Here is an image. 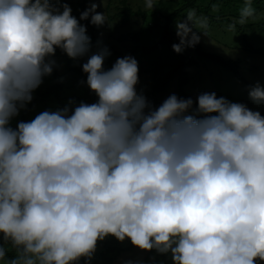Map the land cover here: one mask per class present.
Segmentation results:
<instances>
[{
  "label": "clouds",
  "instance_id": "1",
  "mask_svg": "<svg viewBox=\"0 0 264 264\" xmlns=\"http://www.w3.org/2000/svg\"><path fill=\"white\" fill-rule=\"evenodd\" d=\"M61 7L0 0V235L18 251L9 264H74L108 235L170 253L173 264L264 261L258 111L215 92L199 94L195 109L175 94L153 108L136 91L135 58L104 70L109 52L102 48L82 64L97 102L9 126L51 74L47 58L57 48L73 59L89 52L85 27ZM95 9L80 20L91 15L92 24H103ZM253 14L245 0L239 23ZM193 17L176 23L178 54L199 43ZM249 97L264 102V87H252ZM5 255L0 246V260Z\"/></svg>",
  "mask_w": 264,
  "mask_h": 264
},
{
  "label": "trees",
  "instance_id": "2",
  "mask_svg": "<svg viewBox=\"0 0 264 264\" xmlns=\"http://www.w3.org/2000/svg\"><path fill=\"white\" fill-rule=\"evenodd\" d=\"M58 3L57 5L54 3ZM213 2L218 3L219 9H229L231 11V16H239L241 8L245 4V0H211L210 6L202 7V0H165L162 5L168 4L169 11L165 13L155 14L151 20V24L153 27L160 29V40L157 41L154 45H148L152 41V39H141V35H133L129 34L126 37L128 38L127 44L135 45L132 50L129 49V53L127 56L134 57L136 53L142 52L143 53H152L160 51L162 48H168L170 54L176 57L178 60L171 64L170 70L167 72V76L165 80L161 83H157L151 90L148 100L153 108L158 107L161 103L158 101L159 95L164 92L165 89L169 87V85L176 80L177 82V94L178 98L188 99L191 98L193 100V109L196 108V97L198 96L194 90L191 88V78L194 79L195 77H189L187 74L182 72V68L192 67L193 70H196L200 82L203 85V93L208 92H215L217 97H224L226 93H228V97L234 100H241V102L249 109H252L257 105L260 107H264V102H254L249 97L250 89L257 84L261 87H264L263 84L260 83L258 78H251L252 80H248L245 77V70L240 66V62L233 59H224L222 57L216 56L213 53H205L203 49L201 51L202 46L197 43L194 47H186L181 53H176L173 51L172 45L177 44L175 42L173 34V26L176 27V23L184 20L188 14L194 13V17L192 20V25L194 24V20L203 19L206 22V19L209 23L215 22L217 24H223L228 22L232 24L235 28H240L242 32H244L245 27L238 25L232 17L226 18L230 14L228 11L224 15L216 16L214 7L211 6ZM252 8L254 9V14L261 12L264 8V0H249ZM60 10H62L61 5L67 4L64 0H51L50 2ZM170 3V4H169ZM176 3H179V6L170 13V8L172 9ZM112 1L109 0L105 9L109 10ZM181 4V5H180ZM69 7H75L78 14L81 15L85 10L90 9L92 5V0H78V2L74 4H67ZM233 6L232 9H230ZM96 11V9H95ZM264 11V10H263ZM141 14V13H139ZM135 15L134 12H129L124 15L125 20H130L131 17ZM143 17L146 15L142 14ZM118 16H123V14L118 13ZM223 17V18H222ZM222 18L220 21H218ZM162 21L163 25L159 24V21ZM91 15L88 19L82 20V25L85 27L86 30L90 29V32H86V35L90 38V44L93 46L100 45V39L98 40L99 34L102 35V32H98L95 28V24L91 22ZM248 27L254 28L253 25H248ZM256 32L259 36L264 37V23H259L256 25ZM144 34L147 35L151 31L148 28H143ZM262 31V35L259 33ZM110 37L111 34L109 32ZM159 35V32H157ZM257 35V36H258ZM98 36V37H97ZM100 38V37H99ZM259 40V37H257ZM261 41V40H259ZM264 43V41H261ZM190 48L195 50L194 53H189ZM91 47L89 46V52L83 57H78L76 59L69 58L61 49H56L55 54L47 59L54 61L52 71L50 75L44 76L43 79H46V85L43 88L36 92V95L32 100L27 103L24 109L20 113L19 122H28L35 118L38 115V111L44 110L49 111L50 109L48 106L50 105L51 101L49 98H54L57 101L60 109L65 107H69L71 110L72 107L70 105L78 106L81 102L90 104L93 101L91 100V96L86 95L89 94L87 85H83L87 79V74L82 71V64L87 62L88 57L90 56ZM64 58L63 63V70L56 66V61L58 58ZM123 55H118L116 58H123ZM76 60V61H75ZM115 61H110L109 64ZM216 67V69H214ZM221 69L226 70L227 72L233 74L232 81L229 78L230 84L228 85V79L221 80L219 79L216 82V79L220 78ZM255 71V69H252ZM223 81V82H221ZM209 84V85H208ZM206 85V86H205ZM247 86V88H245ZM217 91H221V93H216ZM78 93H83V98H81ZM85 95V97H84ZM223 95V96H221ZM191 114V113H189ZM17 123V124H18ZM17 126V125H16ZM15 126V128H16ZM13 128V129H15ZM112 243V244H111ZM0 246L5 248L6 255L3 260H0V264H9V262L18 256V251L15 247L11 245L10 242H5L3 236L0 235ZM103 247H105L109 252H114L115 256H120L123 252L133 251L138 247L134 246L131 241H129V246L127 248H122L120 246L119 240H113L111 242L103 241ZM146 251V250H145ZM149 254L157 253L158 256L156 258L157 261L153 264L164 263V264H173L168 261V253L162 254L157 252L155 249L146 251ZM114 260L110 258L107 263L105 264H112ZM91 258L90 257H80L78 261L74 262V264H90Z\"/></svg>",
  "mask_w": 264,
  "mask_h": 264
},
{
  "label": "rangeland",
  "instance_id": "3",
  "mask_svg": "<svg viewBox=\"0 0 264 264\" xmlns=\"http://www.w3.org/2000/svg\"><path fill=\"white\" fill-rule=\"evenodd\" d=\"M67 4H76L78 0H64ZM109 0H92V4L96 5V12L105 15V21L103 24L95 25V28L98 32H102V35L99 34L98 40L100 41L99 46H93L90 44L91 50L90 55L99 51L102 48H107L109 55H107L103 62V69L108 70L112 67L113 63L109 64L110 61H116L118 55H123L124 57L133 49L135 45L127 44L128 38L126 37L129 34L141 35V39H152L150 44L154 45L157 41L160 40V29L153 27L151 24V20H154L152 17L155 14L165 13L169 11L168 4L162 5L165 0H152V7H146V0H111L112 4L110 5L109 10L105 6L107 5ZM51 2V0H50ZM211 0H202V7L210 6ZM58 4V3H54ZM170 4V3H169ZM181 5V4H180ZM179 6V3L170 8V13L175 10ZM211 6L214 7L215 15L220 16L224 15L226 11L229 9H219L218 3L213 2ZM71 8V15L75 17L79 24L82 25V20H80L79 12L75 7ZM233 6L230 8L232 9ZM264 8L261 12L249 17L243 24L239 23V16H231V11L229 10V16L226 18L232 17V19L240 26H244V32L240 28H235L232 24L225 22L223 24H217L215 22L209 23L206 19L205 27H201L199 21L201 20H194L193 31H197V35H199V44L202 46L201 51L205 53H213L216 56L222 57L224 59H235L240 62V66L245 70V77L248 80H252L251 78H258L260 83L264 85V41L263 36H259L256 32V25L259 23H264ZM62 11V10H61ZM134 12L135 15L130 18V20H125L124 15L126 13ZM118 13L123 14V16H118ZM141 13V14H139ZM146 15L143 17V15ZM223 18V17H222ZM220 18L218 21H220ZM159 24L163 25L162 21L158 22ZM231 25V27H229ZM248 25H253L254 28L248 27ZM143 28H148L150 33L143 37L144 31ZM173 34L172 36L175 39L176 43H179V38L176 35V27L173 26ZM86 32H90V29L86 30ZM110 32V35H108ZM159 32V35H157ZM262 35V31L259 32ZM258 35V36H257ZM259 37V41L257 39ZM58 49V48H57ZM56 51V50H55ZM192 48H190L189 53H194ZM137 61L138 64V82L136 87V91L138 94H143L146 100H148L149 94L152 88L157 84L161 83L165 80L167 76V72L170 70L171 64L176 62L178 59L172 56L166 47L165 49L162 48L160 51H155L152 53H143L139 52L136 53L133 57ZM64 58L60 57L56 61V66L61 70H63V63ZM76 61V60H75ZM115 63V62H114ZM182 72L187 74L189 77H195L194 79L191 78V88L195 91L198 95L203 93V85L200 82L198 73L196 70H193L192 67L182 68ZM216 69V67L214 68ZM252 69H255L253 71ZM233 74L227 72L226 70L221 69L220 78L216 79V82L221 79H228L227 84L229 85L232 81ZM229 78L231 80L229 81ZM46 79L42 78V82L38 88H36L32 93V98L36 95V92L40 91L43 86H45ZM223 82V81H221ZM230 82V83H229ZM83 85H87L86 81ZM177 82L173 80V82L169 85L167 89L162 92L159 97V103H162L169 95L177 94ZM209 85V84H208ZM206 86V85H205ZM247 88V86H245ZM89 89V87H88ZM247 93L249 91H246ZM89 95L91 96L92 103L97 102L98 97L95 95L94 92L91 90L88 91ZM216 93H221V91H217ZM78 95L83 98V93H78ZM223 96V95H221ZM85 97V95H84ZM230 102L241 103V100H234L231 97H228V93L224 95ZM51 101L48 108L49 111H56L60 109L57 101L54 98H49ZM90 103V104H92ZM27 105V104H26ZM25 105V106H26ZM24 106V107H25ZM21 108L16 116H14L9 121V126L15 128L17 125L20 113L24 109ZM73 107V105H70ZM252 110V109H250ZM44 110L38 111L43 112ZM252 111H258L262 116H264V107L255 106ZM113 241L116 238L112 235L106 236L103 240H98L95 246V251L91 255V262L90 264H105L107 261L112 258L114 260L112 264H153L155 263L156 258L158 256L157 253L149 254L145 250L142 249H135L133 251L123 252L120 256L116 257L114 252H109L105 247H103V241ZM129 239L125 238L123 241H120V246L122 248H127L129 246ZM112 244V243H111ZM168 261L173 263L171 254L168 253ZM164 264V263H158ZM256 264H264V261L257 260Z\"/></svg>",
  "mask_w": 264,
  "mask_h": 264
}]
</instances>
